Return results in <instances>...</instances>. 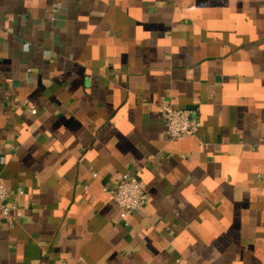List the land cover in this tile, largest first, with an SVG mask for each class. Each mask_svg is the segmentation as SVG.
Instances as JSON below:
<instances>
[{
  "label": "crops",
  "instance_id": "0c3cea01",
  "mask_svg": "<svg viewBox=\"0 0 264 264\" xmlns=\"http://www.w3.org/2000/svg\"><path fill=\"white\" fill-rule=\"evenodd\" d=\"M0 181V264H264V0H0Z\"/></svg>",
  "mask_w": 264,
  "mask_h": 264
},
{
  "label": "built area",
  "instance_id": "2783aa9c",
  "mask_svg": "<svg viewBox=\"0 0 264 264\" xmlns=\"http://www.w3.org/2000/svg\"><path fill=\"white\" fill-rule=\"evenodd\" d=\"M34 112V108H30ZM161 121L165 134L171 138H183L196 134L200 127V121L194 110L174 109L169 105L161 107ZM103 190L109 192L111 200L120 206L127 214L141 209L147 200L148 194L144 182L136 176L125 174L115 184ZM8 190L0 181V215L9 218L10 207Z\"/></svg>",
  "mask_w": 264,
  "mask_h": 264
}]
</instances>
